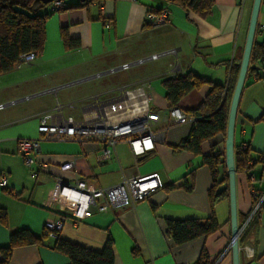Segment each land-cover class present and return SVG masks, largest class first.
I'll list each match as a JSON object with an SVG mask.
<instances>
[{
  "label": "crops",
  "instance_id": "crops-1",
  "mask_svg": "<svg viewBox=\"0 0 264 264\" xmlns=\"http://www.w3.org/2000/svg\"><path fill=\"white\" fill-rule=\"evenodd\" d=\"M252 2L213 0L205 19L166 5L164 0H105L102 11L93 4L51 13L45 22L41 54L30 65L13 66L11 72L0 76V104L5 105L0 110V177L4 175L7 180L5 188L0 186V209L6 213L5 224L0 223V249L7 246L11 233L26 229L41 237L46 220L63 216L60 239L98 252L110 238L113 264H193L201 250L214 264H232L226 200L213 207L220 225L216 233L179 246L165 235L166 220L203 222L209 218L207 191L212 180L201 158L181 149L191 123L176 124L169 119L162 81L190 72L202 82L198 90L178 103L183 112L197 108L212 85L227 84L232 65L241 59ZM79 3L63 0L65 8ZM161 8L168 10L169 22L157 28L145 25V14ZM259 29H264V12ZM61 30L78 40L79 47L65 50ZM161 54L126 71L108 73L124 63ZM262 74V67L257 65L256 75ZM256 75L246 74L235 118L234 141L247 145L255 162L250 168L253 181L245 173L235 174L240 217L251 209V191L264 193V163L258 162L264 150V81L257 80ZM139 85L149 86V108L161 117L153 130L163 137L153 151L134 160L128 145L119 142L112 157L98 164V151L92 145L40 141L38 159L46 168L30 176L18 155V140L41 138L37 125L42 114L60 110L64 118L80 120L82 112L113 105L121 99L122 89ZM215 152H221L224 158L220 135L201 145L203 156ZM72 158L76 159V174L59 172L58 165ZM192 170L193 190L186 192L183 179ZM222 173L219 167V179ZM150 174L158 175L163 188L130 209L107 214L93 209L90 217L78 221L70 216L69 206L53 198L57 178L68 184L79 179L87 190H95ZM245 222L237 223L240 227ZM53 240L14 249L8 264H70L65 255L52 249ZM241 245H248L253 257L247 260L241 256L239 264H264V207Z\"/></svg>",
  "mask_w": 264,
  "mask_h": 264
},
{
  "label": "trees",
  "instance_id": "trees-1",
  "mask_svg": "<svg viewBox=\"0 0 264 264\" xmlns=\"http://www.w3.org/2000/svg\"><path fill=\"white\" fill-rule=\"evenodd\" d=\"M54 1V0H53ZM52 1V2H53ZM63 4V0H60ZM105 0H80L79 5L66 7L88 8L90 5L103 4ZM166 5H174L183 9L187 14H194L205 19L213 8V0H164ZM51 3L44 4L42 0H0V76L12 71L13 66L23 54L33 52L37 56L43 51L45 43V22L51 13ZM264 4V0L261 1ZM162 9V8H161ZM160 9V10H161ZM148 11V12H159ZM60 12V11H59ZM145 24V23H144ZM146 25V24H145ZM258 37H262L259 41ZM62 45L65 50H73L79 47L76 39L68 37L65 30H61ZM240 58L231 67L230 77L225 85H212L203 101L194 110L183 112L192 119L187 136L181 142V149L201 158V165L207 167L211 176V187L207 191V198L211 215L205 221L199 220H166L165 235L176 246L183 245L194 239L210 236L220 229L214 214L215 204L228 201V180L224 164L223 154L215 152L208 156L201 154V145L210 138L220 135L225 141L227 114L231 94L238 73ZM257 65L263 69L261 76L256 75ZM248 75H256L257 80L264 81V29H259L257 24L254 41L249 59ZM165 92L164 98L169 106L178 107V103L193 90H198L202 82L192 73H186L162 81ZM244 143H235L233 148L235 174H251L250 168L255 162L251 159V152ZM259 163H264V150L259 154ZM219 167L222 168V176L219 179ZM183 179L182 188L186 192L193 190L194 170L190 171ZM222 187V188H220ZM171 188V187H169ZM256 201L253 200L251 209L245 217L237 213V222L240 224L251 215ZM263 205L260 206L249 218L246 226L238 237L241 245L249 228L256 222ZM6 222V213L0 209V223ZM48 233L44 229L41 237L34 236L30 231L23 229L9 235L8 244L0 249V264H8L12 251L16 248L42 244L48 239ZM113 243L110 238L104 244L101 251H93L83 246L60 239L57 234L52 242V249L65 255L70 264H113ZM193 264H214L208 254L201 250L198 259Z\"/></svg>",
  "mask_w": 264,
  "mask_h": 264
},
{
  "label": "built area",
  "instance_id": "built-area-1",
  "mask_svg": "<svg viewBox=\"0 0 264 264\" xmlns=\"http://www.w3.org/2000/svg\"><path fill=\"white\" fill-rule=\"evenodd\" d=\"M102 6V3L98 5L100 11H102ZM62 9L63 4L60 0L52 2L51 11L57 13ZM168 22L169 13L166 8H162L157 13L147 12L145 14L144 23L148 27L157 28ZM104 25L105 28L109 26L107 22H104ZM162 55H152L147 59L124 63L119 67L109 69L108 73L126 71L133 66L142 65L146 61L156 60ZM36 57L37 55L33 52L23 54L14 67L28 66ZM148 90L149 86L143 85L122 89L121 99L118 102L91 112H82L80 120H75L73 117L64 118L60 110L42 114L37 125V133L41 138L39 140H18V155L24 166L30 170V176L33 178L36 171L46 168L38 159L40 141L75 142L83 147L92 145L98 151L95 155L98 164H102L112 157L115 145L119 142H125L128 145L134 160L153 151L155 144L160 142L163 134L153 130L154 125L161 120V117L157 113L151 112L149 108L152 97ZM68 106L70 109L74 108L73 104ZM4 107L5 105L0 104V110ZM168 117L176 124L192 122V119L178 107L170 108ZM33 167L35 170L32 169ZM76 167V159L72 158L59 164L58 171L74 175L77 172ZM247 176L250 181H253L252 174H247ZM6 184L7 180L3 175L0 177V186L5 188ZM161 188H163V183L157 174L123 179L114 186L95 190H87L84 181L79 179H75L73 184H68L63 179L57 178L53 198L58 203L69 206L70 216L79 221L90 217L93 209L100 214H107L111 211L134 208L137 203L147 200L152 193ZM251 197L256 201L252 215L260 206L264 207V193L252 190ZM251 215L246 220L244 227ZM63 223V216H59L56 220L45 221L44 229L50 239H56ZM238 250L240 257L242 256L244 259L249 260L253 257V251L248 245H239Z\"/></svg>",
  "mask_w": 264,
  "mask_h": 264
},
{
  "label": "water",
  "instance_id": "water-1",
  "mask_svg": "<svg viewBox=\"0 0 264 264\" xmlns=\"http://www.w3.org/2000/svg\"><path fill=\"white\" fill-rule=\"evenodd\" d=\"M52 1L53 0H42L44 4L51 3ZM261 1L262 0H253L252 2L244 47L238 65L237 77L230 98L224 141V164L228 180L229 220L231 230V241L229 243V249L231 252L232 264H239L240 254L238 250L239 243L237 237L240 235L244 227V225L239 227L237 223L236 182L233 156L235 118L237 113L239 96L246 78L247 71L250 68L249 59L254 41L255 29L257 26V19Z\"/></svg>",
  "mask_w": 264,
  "mask_h": 264
},
{
  "label": "rangeland",
  "instance_id": "rangeland-1",
  "mask_svg": "<svg viewBox=\"0 0 264 264\" xmlns=\"http://www.w3.org/2000/svg\"><path fill=\"white\" fill-rule=\"evenodd\" d=\"M264 4H261V8L259 9V14H258V19H257V24L260 26V19L262 17V13L264 12Z\"/></svg>",
  "mask_w": 264,
  "mask_h": 264
}]
</instances>
